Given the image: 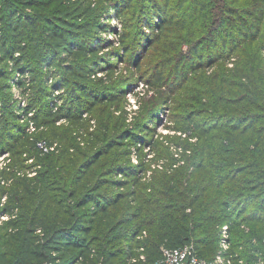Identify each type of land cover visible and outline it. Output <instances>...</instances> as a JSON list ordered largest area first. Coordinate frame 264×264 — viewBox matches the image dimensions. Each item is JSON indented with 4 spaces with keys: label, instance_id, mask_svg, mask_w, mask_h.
Segmentation results:
<instances>
[{
    "label": "trees",
    "instance_id": "1",
    "mask_svg": "<svg viewBox=\"0 0 264 264\" xmlns=\"http://www.w3.org/2000/svg\"><path fill=\"white\" fill-rule=\"evenodd\" d=\"M170 1L0 0V264H155L164 247L191 244L211 261L225 224L235 264H257L259 250L264 258V0ZM103 34L134 54V71L158 89L155 106L96 146L73 132L56 148L57 123L87 124L84 115L123 94L93 82L111 43ZM148 42L153 60L143 62ZM192 60L194 76L170 91ZM184 92L195 109L175 116V131L188 136L176 145L188 165L168 174L170 155L165 173L142 182L145 169L120 160L155 131L147 116ZM175 137L153 144L169 151Z\"/></svg>",
    "mask_w": 264,
    "mask_h": 264
},
{
    "label": "rangeland",
    "instance_id": "2",
    "mask_svg": "<svg viewBox=\"0 0 264 264\" xmlns=\"http://www.w3.org/2000/svg\"><path fill=\"white\" fill-rule=\"evenodd\" d=\"M93 4L97 3L98 0H92ZM139 0H135V3H137ZM164 2V0H161ZM176 0L170 1L171 5L175 4ZM178 1V0H177ZM188 11V8L186 9ZM112 25L116 26L117 30L119 32L123 31V19H117L116 17L114 20L111 21ZM152 29V28H151ZM150 27L148 28V31L146 34L152 38L156 34V30L158 28H155V34L153 29L151 30ZM143 30L144 29L143 27ZM102 38L108 37V40L111 41L112 44H116L115 46H110L111 43L104 42L103 48H100V51L98 54L102 56L103 58L100 60L99 68L102 69L101 72L98 74L96 79H94L93 82L98 84V79H105L104 81H108L107 84L116 85V88H120V91L123 92L122 96L120 97L119 103H109V106H99L98 108L94 109V111L87 115L86 118L90 120L87 124H81L74 126L71 122H59L56 124V130L55 133L57 135L58 139H52L56 142L54 145L56 148L59 146L62 147V144L65 143L66 137H73L74 135H80L81 133L84 134V141H85V148H89L91 146H96L98 143H102L106 140H108L110 137L116 135L122 128H125L126 126L132 127L135 121L138 117H141L142 115L148 114L149 111L155 106L156 98L158 97L157 88H153L147 81L143 80L140 77L139 72H135V67H132V58L134 54H125V52L121 49L119 51V54L115 52L116 49L120 48L117 44L118 36H115V34H111L106 36L103 34L101 36ZM152 40H150L151 42ZM150 42H148L149 48L145 47L143 54L138 57V60L143 62H148L149 54L151 52ZM109 44V45H108ZM152 46V45H151ZM208 47V46H207ZM206 49V46H205ZM206 53H212L207 49L205 50ZM120 55V56H119ZM264 58V55H263ZM149 60H153V58L150 57ZM157 58L154 57V61H156ZM195 60H192V63L185 64L183 67L180 66L179 73L177 72L173 76V83L171 81L168 86H170V91L173 89H176V93H181V90H179L180 83H183V85L186 83L187 78H192L193 72L190 73L188 69L193 66ZM206 63V60L204 61ZM229 67L233 66V61L228 63ZM147 68V66H144ZM107 68H110L112 71L110 73H106ZM144 68V69H145ZM204 69V66H203ZM208 66L205 67V70H208ZM213 68L209 69V72H211ZM188 71V72H186ZM177 84V85H176ZM189 85V84H188ZM187 87V84L185 85ZM168 88V87H167ZM169 89V88H168ZM185 92L180 96V100L178 101L175 98H172L167 104L160 105L156 110L155 119L152 120L148 116L145 121H147L148 128H154L150 130H145L143 133V137L145 136L147 139L145 141V144L141 146L139 149L136 150L133 149L131 154L129 156L124 157L120 160L121 165L123 166H129V167H139L142 166L143 169H145V172L142 174L143 180L142 182L148 181V183L152 182L154 179V176L156 174H159L160 172L165 173L162 169L164 166L170 165L171 156H176V162L173 166V169L166 170L168 174L174 173L176 170L181 169L183 167H186L188 165V155L185 152L179 151L178 147H176L177 144L184 145L181 139L178 137L181 136L185 138L187 134H184V132H176L178 130V125L176 122L175 116L178 115H187V113L191 114L194 111L195 106L191 101L188 100V97L184 95ZM184 95V96H183ZM183 97V98H182ZM178 98V97H177ZM176 100V101H175ZM184 102L187 103V106L184 105ZM94 122V125L92 124ZM94 129L93 132H91V128ZM34 130L31 129V132ZM176 130V131H175ZM136 131V130H135ZM138 134V132H135V134ZM161 136H169L174 137L172 140H168V143H164L166 147H169V151H166L164 148H157L154 146V141H162ZM142 137V138H143ZM188 137V136H187ZM182 138V139H183ZM63 141V143H62ZM83 141V140H82ZM151 141V142H147ZM163 142V141H162ZM44 144H41L45 148L49 149L51 146H49L48 141H44ZM179 145V146H180ZM171 155V156H170ZM32 162V161H31ZM3 163H0V166H2ZM176 169V170H175ZM175 170V171H174ZM123 175H121L119 178L121 180H124L122 178ZM145 178V179H144ZM125 191L130 189V186L124 187ZM224 226V225H223ZM223 226L220 228V243H221V230L223 229ZM244 229L249 230V228L245 225L242 226ZM256 241H253L254 249L257 246ZM222 244V243H221ZM220 244V247H221ZM213 248V245L209 246V251ZM222 249V248H221ZM244 250L248 249L246 246L243 248ZM210 253V252H209ZM211 254V253H210ZM264 259V258H263Z\"/></svg>",
    "mask_w": 264,
    "mask_h": 264
},
{
    "label": "built area",
    "instance_id": "3",
    "mask_svg": "<svg viewBox=\"0 0 264 264\" xmlns=\"http://www.w3.org/2000/svg\"><path fill=\"white\" fill-rule=\"evenodd\" d=\"M86 116L87 115H84V117ZM92 124L94 125V122H92ZM40 147L45 151H48V149L45 148L44 146L41 145ZM51 150H53V148H51ZM5 202H6V197H3L1 199V206H3ZM6 220H8V217L2 216L0 218V224ZM229 237H230V227L229 225L225 224L223 226V229L221 230L222 251L216 256L214 260L209 261L207 259L200 257L198 253L195 251L194 246L191 244L179 248L164 247L162 249V257L155 264H235V261L227 253L230 244ZM255 244L259 246L258 243ZM141 251H143V249H141ZM256 256L258 257L257 264H264L263 252L259 250ZM141 258L145 259L144 255H142ZM237 263L243 264V261L240 260ZM45 264H52V263L47 262Z\"/></svg>",
    "mask_w": 264,
    "mask_h": 264
}]
</instances>
